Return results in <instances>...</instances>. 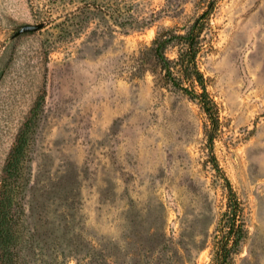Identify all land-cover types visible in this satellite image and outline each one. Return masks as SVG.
<instances>
[{
  "label": "rangeland",
  "instance_id": "1",
  "mask_svg": "<svg viewBox=\"0 0 264 264\" xmlns=\"http://www.w3.org/2000/svg\"><path fill=\"white\" fill-rule=\"evenodd\" d=\"M210 1L0 0V192L32 117L12 197L16 264H213L224 176L244 220L225 264H264V0H214L202 27L219 170L205 112L157 56L183 45L153 43Z\"/></svg>",
  "mask_w": 264,
  "mask_h": 264
},
{
  "label": "trees",
  "instance_id": "2",
  "mask_svg": "<svg viewBox=\"0 0 264 264\" xmlns=\"http://www.w3.org/2000/svg\"><path fill=\"white\" fill-rule=\"evenodd\" d=\"M213 7L214 0H211L207 8L194 19L184 33L175 34L167 31V34L164 33L163 36L160 33L154 38L153 43L158 46L160 44L164 48L165 44L170 41L178 40L183 45L175 59L168 58L163 50H161L160 54L158 52L157 56L165 69V75L173 86L184 91L205 112L209 121L206 135L212 156V164L219 170V166L213 156L212 144L214 138L220 132V107L211 95L208 89V79L197 63V56L202 47L200 39L202 27ZM41 99L42 95H39V99L33 107L34 110L41 105ZM31 123L32 117L27 119L24 129L16 137L4 165L5 176L0 192V255L5 264H16L13 250L15 233L12 227V197L16 188L15 181L19 173L20 158L24 152L26 129L30 127ZM224 179L228 194V208L220 220V235L216 243L213 264H225L227 256L238 245L244 233L241 199L225 176Z\"/></svg>",
  "mask_w": 264,
  "mask_h": 264
},
{
  "label": "water",
  "instance_id": "3",
  "mask_svg": "<svg viewBox=\"0 0 264 264\" xmlns=\"http://www.w3.org/2000/svg\"><path fill=\"white\" fill-rule=\"evenodd\" d=\"M40 26V24H26L24 25L21 29V30H31V29H36Z\"/></svg>",
  "mask_w": 264,
  "mask_h": 264
}]
</instances>
